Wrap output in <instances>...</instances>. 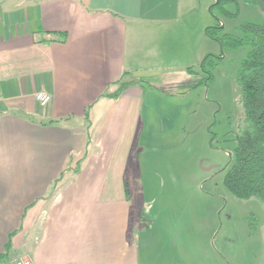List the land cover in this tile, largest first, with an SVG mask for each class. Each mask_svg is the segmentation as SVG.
Segmentation results:
<instances>
[{
    "label": "crops",
    "instance_id": "crops-1",
    "mask_svg": "<svg viewBox=\"0 0 264 264\" xmlns=\"http://www.w3.org/2000/svg\"><path fill=\"white\" fill-rule=\"evenodd\" d=\"M203 11L201 0H0V254L35 264H226L212 212L158 197L137 153L150 134L146 93L175 88L141 82L196 73L190 88L202 85L204 72L188 67L209 52ZM180 52L188 59L172 65ZM120 81L131 84L107 95ZM39 90L51 94L47 105Z\"/></svg>",
    "mask_w": 264,
    "mask_h": 264
},
{
    "label": "rangeland",
    "instance_id": "rangeland-1",
    "mask_svg": "<svg viewBox=\"0 0 264 264\" xmlns=\"http://www.w3.org/2000/svg\"><path fill=\"white\" fill-rule=\"evenodd\" d=\"M201 1L206 14L205 24L213 25L217 17L209 7L214 0L210 3L209 0ZM226 7L230 11L236 9L234 2ZM213 10L230 33L240 34L239 26L244 21L261 22L264 19L263 10L244 1L240 3L239 16L232 19L217 8ZM201 45L208 49V53L221 51L218 43L206 34ZM248 50L249 46L226 49L225 57L222 61L217 59L218 64L212 69L213 77L200 86L190 88L196 73L177 74L170 80L164 79L166 74L153 72L141 82L147 89L148 81L156 77L157 83L162 81L178 87H169L164 93L157 89L146 93L145 112L148 116L145 118L148 123L145 131L150 134L143 137L137 152L143 155L140 165L144 167L143 176H149L153 185L151 189L157 191L158 197L183 196L186 210L190 207L199 213L212 212L218 222L213 232V245L225 254L226 264H264L263 231L253 242L250 239L261 221L264 228V202L258 198L250 201L235 197L224 184L226 168L234 159L235 137L245 120L236 75ZM188 56L189 53L180 52L169 61L172 65H180V57L186 60ZM193 67L192 71L200 70L199 65ZM154 115L156 122L149 125ZM208 218L211 219L209 215ZM250 220L257 223L253 234L249 227L246 229Z\"/></svg>",
    "mask_w": 264,
    "mask_h": 264
},
{
    "label": "trees",
    "instance_id": "trees-1",
    "mask_svg": "<svg viewBox=\"0 0 264 264\" xmlns=\"http://www.w3.org/2000/svg\"><path fill=\"white\" fill-rule=\"evenodd\" d=\"M241 1L256 5L264 11V0H214L210 11L216 15L217 22L207 26L206 33L219 43L221 51L206 54L199 63V68L205 73L202 81L208 83L213 77L212 69L218 64L217 59L222 61L226 49L249 46L246 58L242 60L236 75V81L241 87L245 120L235 137L234 159L226 168L224 184L235 197H256L264 202V19L261 22L244 21L239 26L240 34L230 33L225 30V24L222 25V20L213 10L217 8L223 15L232 19L239 16ZM232 2L236 5L234 11L226 7ZM65 37L66 32L63 33V38ZM188 69L194 70V67L190 66ZM129 84L131 81H120L117 90L108 91L106 94L118 97ZM89 107L85 110L87 118ZM77 165H80V161ZM256 226L257 223L253 220L248 222L252 234ZM0 264H10L5 254H0Z\"/></svg>",
    "mask_w": 264,
    "mask_h": 264
},
{
    "label": "built area",
    "instance_id": "built-area-1",
    "mask_svg": "<svg viewBox=\"0 0 264 264\" xmlns=\"http://www.w3.org/2000/svg\"><path fill=\"white\" fill-rule=\"evenodd\" d=\"M36 99L41 105H47L51 101V94L45 90H39L36 93ZM10 264H35L33 259L27 256L14 257Z\"/></svg>",
    "mask_w": 264,
    "mask_h": 264
},
{
    "label": "water",
    "instance_id": "water-1",
    "mask_svg": "<svg viewBox=\"0 0 264 264\" xmlns=\"http://www.w3.org/2000/svg\"><path fill=\"white\" fill-rule=\"evenodd\" d=\"M217 2H220V0H216ZM222 25H224V24H222Z\"/></svg>",
    "mask_w": 264,
    "mask_h": 264
}]
</instances>
